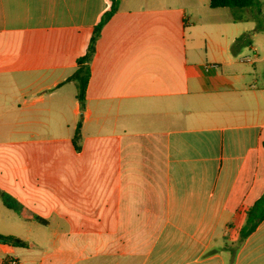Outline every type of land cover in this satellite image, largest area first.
Listing matches in <instances>:
<instances>
[{
	"label": "crops",
	"instance_id": "obj_1",
	"mask_svg": "<svg viewBox=\"0 0 264 264\" xmlns=\"http://www.w3.org/2000/svg\"><path fill=\"white\" fill-rule=\"evenodd\" d=\"M110 6L0 0V191L46 221L0 196V235L28 243L0 264H264V221L240 240L264 194L263 2L122 0L82 109L68 79Z\"/></svg>",
	"mask_w": 264,
	"mask_h": 264
},
{
	"label": "trees",
	"instance_id": "obj_2",
	"mask_svg": "<svg viewBox=\"0 0 264 264\" xmlns=\"http://www.w3.org/2000/svg\"><path fill=\"white\" fill-rule=\"evenodd\" d=\"M122 0H110L111 6L107 10L99 23L95 26L93 35L91 37L87 52L77 60V68L74 74L68 79L73 81L77 86L76 97L81 104V108L84 109L86 102V90L91 77V63L96 53L97 41L101 36V32L104 26L109 22L113 15L119 10ZM261 0H210L212 8H235V9H251L253 7L261 6ZM259 30V28H257ZM255 31L244 33L237 37L232 45L231 52L234 55H239L244 48L252 45L253 35ZM80 123L73 137V142L77 149H79L78 140H80ZM0 196L5 206L14 212H16L22 219L27 221H37L40 223H46V221L33 212L22 206L16 199L0 191ZM246 222L240 229V240L244 241L250 234H252L259 224L264 221V194L248 209L245 210ZM0 239H5L7 243L15 247H27L28 243L14 236L0 235Z\"/></svg>",
	"mask_w": 264,
	"mask_h": 264
},
{
	"label": "rangeland",
	"instance_id": "obj_3",
	"mask_svg": "<svg viewBox=\"0 0 264 264\" xmlns=\"http://www.w3.org/2000/svg\"><path fill=\"white\" fill-rule=\"evenodd\" d=\"M262 2L264 4V0H262ZM205 35H206V33L204 31H202V30H197L196 31V34H195V40L198 43V45L202 48L203 51L206 50V39H205Z\"/></svg>",
	"mask_w": 264,
	"mask_h": 264
},
{
	"label": "built area",
	"instance_id": "obj_4",
	"mask_svg": "<svg viewBox=\"0 0 264 264\" xmlns=\"http://www.w3.org/2000/svg\"><path fill=\"white\" fill-rule=\"evenodd\" d=\"M6 264H22L18 258L9 257L6 261Z\"/></svg>",
	"mask_w": 264,
	"mask_h": 264
},
{
	"label": "water",
	"instance_id": "obj_5",
	"mask_svg": "<svg viewBox=\"0 0 264 264\" xmlns=\"http://www.w3.org/2000/svg\"><path fill=\"white\" fill-rule=\"evenodd\" d=\"M0 242H6V240L5 239H0Z\"/></svg>",
	"mask_w": 264,
	"mask_h": 264
}]
</instances>
